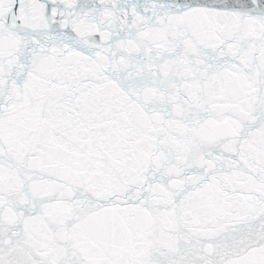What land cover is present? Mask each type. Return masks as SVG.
<instances>
[{"label":"snow or ice","instance_id":"1","mask_svg":"<svg viewBox=\"0 0 264 264\" xmlns=\"http://www.w3.org/2000/svg\"><path fill=\"white\" fill-rule=\"evenodd\" d=\"M0 264H264V0H0Z\"/></svg>","mask_w":264,"mask_h":264}]
</instances>
